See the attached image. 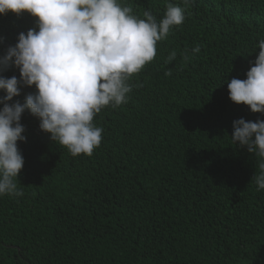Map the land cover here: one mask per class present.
Masks as SVG:
<instances>
[{
    "label": "trees",
    "instance_id": "16d2710c",
    "mask_svg": "<svg viewBox=\"0 0 264 264\" xmlns=\"http://www.w3.org/2000/svg\"><path fill=\"white\" fill-rule=\"evenodd\" d=\"M118 2L157 22L180 6L184 21L127 81V102L96 114L102 139L90 156H73L24 109L22 195L0 194V264H264V189L254 180L264 157L231 138L233 121L264 112L227 90L254 66L264 0ZM29 29L38 30L29 13L0 14V58ZM0 76L20 80L11 61ZM18 88L8 104L36 93Z\"/></svg>",
    "mask_w": 264,
    "mask_h": 264
},
{
    "label": "clouds",
    "instance_id": "9594fccd",
    "mask_svg": "<svg viewBox=\"0 0 264 264\" xmlns=\"http://www.w3.org/2000/svg\"><path fill=\"white\" fill-rule=\"evenodd\" d=\"M187 6L188 0H184ZM27 12L36 18L38 30L18 35V42L0 58V65L11 61L19 69L15 76H0V194L22 195L16 180L24 164L17 148L23 140L19 123L27 108L40 120V129L51 140L73 155H91L99 146L103 129L93 119L104 107L127 102L131 86L127 81L156 56L158 41L165 39L174 25L184 21L183 9L168 4L157 22L149 12L143 18L118 0H0V14ZM199 52V46L192 49ZM173 51L168 61L175 59ZM189 59L187 55L183 57ZM170 70L165 75H170ZM35 85L25 103L8 104L20 94L18 84ZM229 99L246 105L252 112H264V40L246 72V79L227 83ZM231 138L248 152L264 157V121H233ZM254 177L264 189V162Z\"/></svg>",
    "mask_w": 264,
    "mask_h": 264
}]
</instances>
